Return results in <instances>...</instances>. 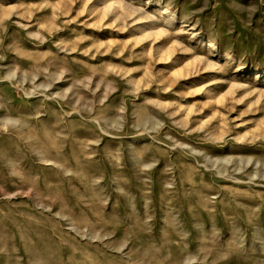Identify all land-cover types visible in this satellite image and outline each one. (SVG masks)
Wrapping results in <instances>:
<instances>
[{"label":"rangeland","instance_id":"1","mask_svg":"<svg viewBox=\"0 0 264 264\" xmlns=\"http://www.w3.org/2000/svg\"><path fill=\"white\" fill-rule=\"evenodd\" d=\"M0 264H264V0H0Z\"/></svg>","mask_w":264,"mask_h":264}]
</instances>
